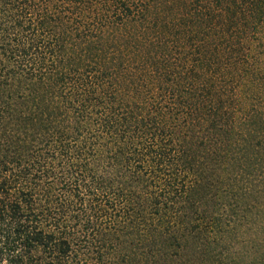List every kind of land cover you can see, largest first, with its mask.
<instances>
[{"label": "trees", "instance_id": "1", "mask_svg": "<svg viewBox=\"0 0 264 264\" xmlns=\"http://www.w3.org/2000/svg\"><path fill=\"white\" fill-rule=\"evenodd\" d=\"M0 264H264V0H0Z\"/></svg>", "mask_w": 264, "mask_h": 264}]
</instances>
